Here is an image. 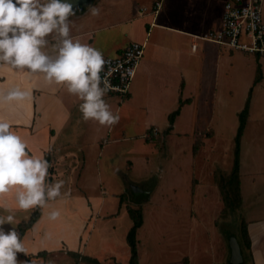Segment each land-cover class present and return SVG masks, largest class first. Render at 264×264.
<instances>
[{"label": "crops", "instance_id": "obj_1", "mask_svg": "<svg viewBox=\"0 0 264 264\" xmlns=\"http://www.w3.org/2000/svg\"><path fill=\"white\" fill-rule=\"evenodd\" d=\"M156 1L158 0H93L84 11H77L74 16L69 17L70 36L78 38L82 44H89L100 50L104 58L121 55L133 42L146 44L145 55L131 84L130 93L123 97L128 100L122 103L128 112L134 113L137 109L148 115L146 120L141 119V123L139 115L136 120L137 124L150 126L148 132L143 135L144 139L157 138L160 134L158 125L161 124L166 125V134H172L179 122H184L183 118L186 117L189 122L188 115L192 117L190 120L195 119L201 128L210 130L212 123L206 116L214 113L218 105L216 99L220 98L225 82L232 81L235 84L240 81V71L236 69L237 61L239 65L241 60H249L250 64L256 66L254 86L257 87V84L262 85L264 82V57L232 51L198 38L220 26L225 3L233 0H162V8L159 14L155 15L152 9ZM95 6L99 9V15H93L90 10ZM141 9L146 11L141 13ZM47 39L50 44L42 50L51 54L52 40L51 37ZM194 45L196 49L193 48ZM258 74L260 81L257 82ZM13 89H19L27 95L22 100L0 102V120L9 123L10 130L23 139L29 156L43 159L48 156L51 167L48 170L46 184L57 182L63 177H67L68 180L67 187L61 191L67 195L50 201L48 206L42 209L40 219L25 232L21 241L27 254L20 255L28 264H50L53 256H59L65 251L75 259L83 260L88 257L100 264L106 262L113 264L115 260L110 253L102 254L98 252V248L95 246L93 248L92 239L98 242L100 236L97 234L93 237L92 234L97 227L104 226L102 224L109 217L116 216L117 219L120 214L119 212L107 214L106 206L110 202L96 194L90 196L83 194L79 189V186H82L79 181L83 172L102 178L104 169L101 157L105 152L108 153L109 147L106 151L104 148L109 143H117L120 140L110 141L108 133L112 126H101L94 120L85 122L79 111L82 101L69 94L64 85L50 84L41 73L29 74L27 70L0 64V95L6 96ZM253 90L251 89L250 94ZM108 96L111 94H105L104 100L110 111L117 114L119 108L115 111ZM178 110L179 115L171 123L170 116ZM99 145L101 151L97 153ZM75 149H78L77 153L72 152ZM124 160L126 164L132 162L123 156L118 166L112 165L111 168H114V171L120 170ZM91 162L95 163V168L89 164ZM132 164L134 169V163ZM159 178V184L151 199L152 203L155 201V195L162 192L161 177ZM189 181L190 178L187 180L188 185ZM101 182L100 179V184H103ZM255 182V177H252V183ZM239 183L241 210L244 212L247 208V204L245 205L247 198L253 191L255 193L257 188L253 190L245 188L242 172L239 175ZM215 187H210V184L200 180L188 198L191 202L189 207L193 209V205L200 198L202 202H206V195L209 192L214 193ZM104 193L106 195L108 191ZM15 196L16 189L13 188L0 197V211L5 210L10 214L25 212L19 209ZM215 201L214 210H218L223 203L218 197ZM123 205L122 202L120 209ZM126 207L130 216L128 209L131 207L130 205ZM33 209L27 210H31L28 220ZM53 210L61 213L55 221L48 219V214ZM250 211L251 214L246 209L248 216L246 215L243 221L246 225L244 231L247 240L243 239V231L240 236H233L240 245L242 255L241 261L237 264H264V210L253 208ZM190 220L188 238L192 237L194 241L195 232L201 229L202 239L203 234L208 231L206 223L199 217ZM23 222L27 221H22L18 225ZM145 223L146 220L138 231L144 229ZM89 245L92 246L90 255H86ZM198 246L196 250H192L191 257L188 255L191 259L190 264L214 262L213 255L209 251L205 253ZM128 248L129 257L125 264H130L129 245ZM41 253L44 255L41 256ZM171 264L183 263L177 256ZM230 264H233L231 254Z\"/></svg>", "mask_w": 264, "mask_h": 264}, {"label": "rangeland", "instance_id": "obj_2", "mask_svg": "<svg viewBox=\"0 0 264 264\" xmlns=\"http://www.w3.org/2000/svg\"><path fill=\"white\" fill-rule=\"evenodd\" d=\"M236 66L237 71H240V81L235 84L232 81L225 82L220 98L216 99L218 105L214 113L206 116L212 123L210 130L201 128L199 123L195 119L191 121L192 117L188 115L189 122L186 117L183 118L184 122H179L172 134H166V125L161 124L158 125L159 136L153 140H146L143 135L148 132L150 126L137 124L136 120L139 115L138 119L141 123V119L146 120L148 115L137 111L136 108L134 113L128 112L122 105L123 101L128 99L122 96H108L115 111L119 108V112L114 115L120 117L119 122L112 126L108 135L110 141L115 139L120 141L111 142L104 148L106 151L109 147L108 153L105 152L101 157L104 171L100 179L103 184H100L99 178L84 172L79 181L82 184L79 189L83 194L87 196L96 194L110 202L106 206L107 214L117 212L120 214L117 219L116 216L109 217L102 224L104 226L97 227L93 232V237L97 234L100 236L98 242L92 239V246L98 248L99 253L108 255L110 253L119 264L127 262L129 257L127 234L133 223L127 213L126 206L130 205L132 209L142 212L143 222L146 220L144 229L137 232L140 264H171L177 256L183 264H190L189 256H192V250H196L198 245L205 253L209 251L213 255L214 262L211 264H230V240L233 236L242 234L243 221L248 216L246 209L250 214L253 208L264 210V82L262 85L254 86L257 69L254 64L249 63V60H241L239 65L237 61ZM251 89L254 90L250 94ZM246 108H248V116L240 139L239 175L242 172L245 188L251 190L257 188V190L249 195L245 203L247 208L242 212L241 201L238 200L239 194H236L238 179L231 180V177L236 158L240 114ZM194 148L197 149L196 152ZM100 151L99 145L97 153ZM72 152L77 153L78 149ZM123 156L134 163V169L132 162L126 164L124 160L120 170L114 171L111 166H118ZM89 164L95 168L94 162ZM159 176L162 192L155 195V201L153 200L152 203L155 188L159 184ZM252 177H255V183H252ZM189 178L191 181L188 185ZM61 180L65 183L61 189L63 191L67 187L68 180L67 177H63L57 182ZM200 180L210 184V187L216 186L215 192L206 195V202H202L200 198L196 201L199 203L195 202L192 209L189 207L191 202L188 198L191 197V191ZM104 191L108 193L105 195ZM239 191L238 189V193ZM216 197L223 203L218 210H214ZM122 202L124 205L120 209ZM30 212L31 210L13 213L14 225H3L4 231L15 230L18 233V223L28 221ZM9 214L8 211H0V216L6 217ZM198 217L208 227V231L202 236V239H205L203 241L201 229L195 232L194 241L192 237L188 238L190 219ZM92 246H87L86 255H90ZM17 261L18 264H28L20 253H17ZM115 261L113 264H116ZM81 262L89 264L84 260L75 259L65 251L50 260V264H81Z\"/></svg>", "mask_w": 264, "mask_h": 264}, {"label": "clouds", "instance_id": "obj_3", "mask_svg": "<svg viewBox=\"0 0 264 264\" xmlns=\"http://www.w3.org/2000/svg\"><path fill=\"white\" fill-rule=\"evenodd\" d=\"M93 15L99 9L90 8ZM73 5L67 0H0V64L29 74L41 73L50 83L64 85L67 92L82 103L79 111L87 122L113 126L120 117L114 115L105 102V94L113 89L109 69L102 77L108 61L103 53L89 44L70 36L69 17ZM51 54L42 49L50 44ZM103 85V86H101ZM26 93L13 89L0 102L22 100ZM23 139L10 130L9 123L0 120V197L16 189L19 209H43L62 195L64 181L47 183L51 164L48 160L29 156ZM58 210L48 214L55 221ZM12 214L0 216V264H18L17 253L27 254L15 230L5 232L3 225H14ZM35 227V226H34Z\"/></svg>", "mask_w": 264, "mask_h": 264}, {"label": "built area", "instance_id": "obj_4", "mask_svg": "<svg viewBox=\"0 0 264 264\" xmlns=\"http://www.w3.org/2000/svg\"><path fill=\"white\" fill-rule=\"evenodd\" d=\"M264 0H233L225 3L221 24L218 28L198 36L203 41L214 43L222 48L264 57ZM163 2H155L152 12L158 15ZM141 9L140 12H145ZM196 49V45L193 46ZM146 44L133 42L121 55L105 58L102 77L109 69L113 89L106 94L127 96L137 74L138 67L145 55ZM103 86V85H101Z\"/></svg>", "mask_w": 264, "mask_h": 264}, {"label": "trees", "instance_id": "obj_5", "mask_svg": "<svg viewBox=\"0 0 264 264\" xmlns=\"http://www.w3.org/2000/svg\"><path fill=\"white\" fill-rule=\"evenodd\" d=\"M260 81V76L257 77V82ZM179 115V110L174 112L170 116V122L173 123L175 117ZM248 116V108H246L241 114H240V127L238 129V135L236 138V158H235V163H234V168L232 172V177L231 180H237L238 182L236 183V194H239L238 200L240 199V191L238 193V189L240 190L239 186V153H240V139L243 135L245 126H246V118ZM154 137V136H153ZM194 151L196 152L197 149L194 148ZM48 160V156L46 158ZM128 212L130 214L131 219L133 220V226L131 227L130 231L128 232L127 235V242L131 250V258H130V264H139V254H138V239H137V232L138 230L142 227L143 225V215L140 210H135L132 208L128 209ZM42 215V209L40 208H34L32 210L30 219L27 222H23L19 226V238L20 240L23 238L25 232L29 230L30 228L33 227V225L40 219ZM245 224L243 227V233H244V238L247 240V236L245 234ZM41 256L44 255V253L40 254ZM26 258V256H24ZM85 262L89 264H100L97 260H93L91 258L85 257L83 258Z\"/></svg>", "mask_w": 264, "mask_h": 264}, {"label": "water", "instance_id": "obj_6", "mask_svg": "<svg viewBox=\"0 0 264 264\" xmlns=\"http://www.w3.org/2000/svg\"><path fill=\"white\" fill-rule=\"evenodd\" d=\"M93 0H67V2L73 5V11H84L89 5H91ZM230 249H231V262L237 264L241 261V249L240 245L235 237H232L230 240Z\"/></svg>", "mask_w": 264, "mask_h": 264}]
</instances>
